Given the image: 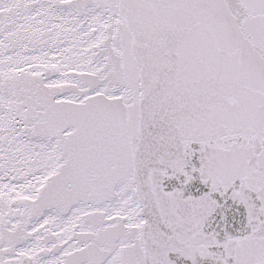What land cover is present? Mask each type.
<instances>
[{"label": "snow or ice", "instance_id": "obj_1", "mask_svg": "<svg viewBox=\"0 0 264 264\" xmlns=\"http://www.w3.org/2000/svg\"><path fill=\"white\" fill-rule=\"evenodd\" d=\"M0 264H264V0H0Z\"/></svg>", "mask_w": 264, "mask_h": 264}]
</instances>
